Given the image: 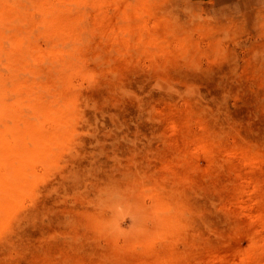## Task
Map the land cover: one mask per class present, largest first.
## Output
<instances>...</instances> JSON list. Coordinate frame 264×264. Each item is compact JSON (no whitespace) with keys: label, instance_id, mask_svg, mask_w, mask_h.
<instances>
[{"label":"rangeland","instance_id":"1","mask_svg":"<svg viewBox=\"0 0 264 264\" xmlns=\"http://www.w3.org/2000/svg\"><path fill=\"white\" fill-rule=\"evenodd\" d=\"M45 14L15 73L33 88L8 100L43 91L51 119L30 113L52 140L0 226V264H264V0Z\"/></svg>","mask_w":264,"mask_h":264},{"label":"bare ground","instance_id":"2","mask_svg":"<svg viewBox=\"0 0 264 264\" xmlns=\"http://www.w3.org/2000/svg\"><path fill=\"white\" fill-rule=\"evenodd\" d=\"M22 1L23 0H0V61L2 57L5 58V55L10 62L13 72L10 71L8 77L0 74V226L4 223L16 201L31 184L33 175L31 160H33V156L38 157L37 155L41 154L44 150L42 149L44 147L42 144H44L45 141L52 140L51 137H48L52 129L48 132L44 127L43 121L40 123L39 120V122H37L34 117H31L32 113H30V108L33 107L34 112L36 111V113L41 116L44 115V117H42L43 120L47 118L51 119V117H47V114H51L54 110L43 101V95L41 94L43 92L42 88H40L42 92L39 91V93L34 94L32 84L29 83L27 78H21L22 76L20 75V71L27 70L28 72L30 69V56L32 53L31 42L34 41H31L32 28L40 24L42 27H39L43 28V32H45L47 0H24L25 2L27 1V4ZM30 8H34L36 13L37 11L42 13V16L36 18L39 15L36 14L37 16H34ZM44 57L43 59L41 58L42 61H40V64L43 62ZM34 58L36 57L34 56ZM45 60L47 66V59ZM36 62H38V60ZM3 63L5 65L4 61ZM43 65L41 64V67H39L42 69ZM17 68L20 70V76H16L15 74L18 72ZM41 69L38 70L39 72L36 71L38 73L41 71L42 73ZM43 78H41V81H46L47 78H45L44 81ZM63 78L65 77L63 76ZM33 84L35 85L38 83ZM30 85L32 86L31 91L28 90L25 93L22 91L23 94H18L20 95L19 97H15L14 95V97L8 100L9 91L16 93L18 88L20 89V87L24 86L27 89ZM35 89L36 88H34V90ZM46 90L45 88V91ZM18 91L21 92L20 90ZM12 98L15 99L12 100ZM31 112L33 111L31 110ZM60 112H58L59 116L61 115ZM58 113L55 115L58 116ZM34 114L32 116L36 117L37 115ZM31 118L35 121H32ZM52 118L55 119L56 117L53 115ZM57 119L60 118L57 117ZM63 122L64 121H62V123ZM60 127L61 126H57L58 129ZM54 141L53 139V142Z\"/></svg>","mask_w":264,"mask_h":264}]
</instances>
